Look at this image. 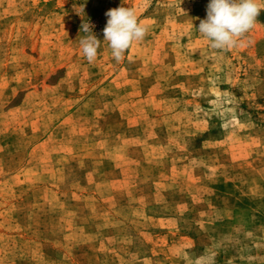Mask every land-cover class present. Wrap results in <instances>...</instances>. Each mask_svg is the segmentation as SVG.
Here are the masks:
<instances>
[{
    "label": "rangeland",
    "instance_id": "rangeland-1",
    "mask_svg": "<svg viewBox=\"0 0 264 264\" xmlns=\"http://www.w3.org/2000/svg\"><path fill=\"white\" fill-rule=\"evenodd\" d=\"M208 3L0 0V264H264V4L217 50Z\"/></svg>",
    "mask_w": 264,
    "mask_h": 264
},
{
    "label": "clouds",
    "instance_id": "clouds-1",
    "mask_svg": "<svg viewBox=\"0 0 264 264\" xmlns=\"http://www.w3.org/2000/svg\"><path fill=\"white\" fill-rule=\"evenodd\" d=\"M262 4L264 0H209L206 18L195 29L213 49L238 47L244 35L256 24ZM105 15L108 19L103 29V41L107 42L114 61L119 63L130 45L144 38L146 28L138 22L131 7L109 9ZM80 31L85 34L79 41L81 51L92 62L97 57L101 41L93 34L88 21L81 24Z\"/></svg>",
    "mask_w": 264,
    "mask_h": 264
}]
</instances>
